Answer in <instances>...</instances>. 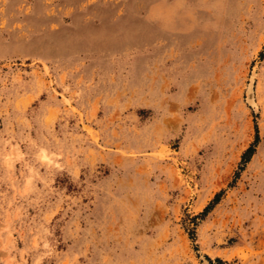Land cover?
Instances as JSON below:
<instances>
[{"label":"rangeland","instance_id":"1","mask_svg":"<svg viewBox=\"0 0 264 264\" xmlns=\"http://www.w3.org/2000/svg\"><path fill=\"white\" fill-rule=\"evenodd\" d=\"M0 264H264V0H0Z\"/></svg>","mask_w":264,"mask_h":264},{"label":"bare ground","instance_id":"2","mask_svg":"<svg viewBox=\"0 0 264 264\" xmlns=\"http://www.w3.org/2000/svg\"><path fill=\"white\" fill-rule=\"evenodd\" d=\"M247 102L248 104L254 106L255 98H254V78L250 81V85L247 87Z\"/></svg>","mask_w":264,"mask_h":264},{"label":"trees","instance_id":"3","mask_svg":"<svg viewBox=\"0 0 264 264\" xmlns=\"http://www.w3.org/2000/svg\"><path fill=\"white\" fill-rule=\"evenodd\" d=\"M248 154H252V150H248V152L244 155L243 157L244 162L248 160Z\"/></svg>","mask_w":264,"mask_h":264}]
</instances>
